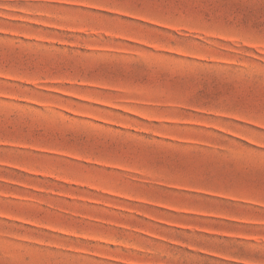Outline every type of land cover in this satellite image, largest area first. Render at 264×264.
Listing matches in <instances>:
<instances>
[{
  "label": "rangeland",
  "instance_id": "374dc122",
  "mask_svg": "<svg viewBox=\"0 0 264 264\" xmlns=\"http://www.w3.org/2000/svg\"><path fill=\"white\" fill-rule=\"evenodd\" d=\"M0 264H264V0H0Z\"/></svg>",
  "mask_w": 264,
  "mask_h": 264
}]
</instances>
